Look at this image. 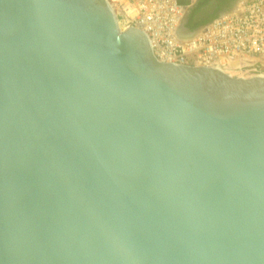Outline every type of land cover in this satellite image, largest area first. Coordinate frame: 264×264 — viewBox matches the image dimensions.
I'll return each mask as SVG.
<instances>
[{"label": "water", "instance_id": "water-1", "mask_svg": "<svg viewBox=\"0 0 264 264\" xmlns=\"http://www.w3.org/2000/svg\"><path fill=\"white\" fill-rule=\"evenodd\" d=\"M0 264H264V74L160 61L108 0H0Z\"/></svg>", "mask_w": 264, "mask_h": 264}, {"label": "built area", "instance_id": "built-area-1", "mask_svg": "<svg viewBox=\"0 0 264 264\" xmlns=\"http://www.w3.org/2000/svg\"><path fill=\"white\" fill-rule=\"evenodd\" d=\"M121 29L145 32L157 59L176 64L206 65L232 72L247 59L264 61V0H240L230 10L179 33L188 5L180 0H108ZM258 74H264L260 71Z\"/></svg>", "mask_w": 264, "mask_h": 264}, {"label": "flooded vegetation", "instance_id": "flooded-vegetation-1", "mask_svg": "<svg viewBox=\"0 0 264 264\" xmlns=\"http://www.w3.org/2000/svg\"><path fill=\"white\" fill-rule=\"evenodd\" d=\"M240 0H210L209 7L205 9L198 8L190 11L185 15V24L194 23L195 21L204 20L209 18L213 14L224 12L234 7ZM209 2V0H208ZM204 5V4H203ZM188 26V25H187ZM190 27V26H188ZM191 28V27H190ZM194 29V28H191Z\"/></svg>", "mask_w": 264, "mask_h": 264}, {"label": "rangeland", "instance_id": "rangeland-1", "mask_svg": "<svg viewBox=\"0 0 264 264\" xmlns=\"http://www.w3.org/2000/svg\"><path fill=\"white\" fill-rule=\"evenodd\" d=\"M209 3H210V0L208 2V0H205V3L204 5H201L200 8H208L209 7ZM246 64L249 65L246 69L244 70H235V71H232L231 73L233 75H242V76H250V75H255V74H258V71H259V68H262L260 69V71L262 73H264V61H259L257 58L253 57V58H249L247 59L246 61Z\"/></svg>", "mask_w": 264, "mask_h": 264}, {"label": "crops", "instance_id": "crops-1", "mask_svg": "<svg viewBox=\"0 0 264 264\" xmlns=\"http://www.w3.org/2000/svg\"><path fill=\"white\" fill-rule=\"evenodd\" d=\"M181 2L188 5L187 12H186V13H188L190 11L198 9L201 5H203L205 3V0H182ZM220 13L221 12L216 13V15H218Z\"/></svg>", "mask_w": 264, "mask_h": 264}, {"label": "trees", "instance_id": "trees-1", "mask_svg": "<svg viewBox=\"0 0 264 264\" xmlns=\"http://www.w3.org/2000/svg\"><path fill=\"white\" fill-rule=\"evenodd\" d=\"M182 1V0H181ZM216 14H213L212 16H210L209 18H206L205 20H200V21H195L194 23H189L187 24L188 26H190L191 28H196L199 25L205 23L206 21H208L209 19L213 18Z\"/></svg>", "mask_w": 264, "mask_h": 264}]
</instances>
